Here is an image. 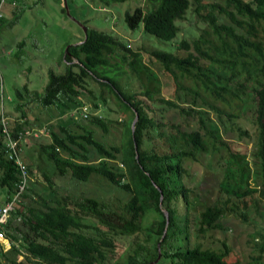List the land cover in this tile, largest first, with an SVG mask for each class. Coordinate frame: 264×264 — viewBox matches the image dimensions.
Masks as SVG:
<instances>
[{
	"label": "trees",
	"instance_id": "obj_1",
	"mask_svg": "<svg viewBox=\"0 0 264 264\" xmlns=\"http://www.w3.org/2000/svg\"><path fill=\"white\" fill-rule=\"evenodd\" d=\"M6 1L12 15L6 25L11 26L20 20L26 7L16 0ZM99 1L108 5L126 0ZM147 4L148 11L137 6L125 12L124 20L131 29L142 23L143 31L157 40H173L180 30L177 22L184 20L188 10L204 25L191 41L180 40L177 48L183 53L159 48L149 52V58L174 78L177 88L192 91L195 98L201 97L203 101L206 94L227 102L242 99L243 95L251 97L253 148L249 149L247 142L242 145L219 140V144L225 151L221 158L229 168L240 165L235 188L228 194L234 195L244 208L248 209L249 201L256 208L251 195L258 193L264 197V0H147ZM138 55L120 38L86 27L83 39L66 49L64 72L49 70L41 92L30 91L25 84L23 96L18 89L19 102L14 108L19 116L10 119L9 125L0 114V190L6 193L4 197L0 193V209L18 192L23 177L19 165L6 153L4 127L17 140L19 133H23L17 142L28 177L31 180L36 166L46 182L45 188L51 191L48 196L35 198L30 193L34 189L28 185L21 192L3 228L11 247L4 250L0 243V264H108L109 260V264H236L233 249L225 239L217 245H204L200 241L191 243L189 238L187 214L192 202L191 189L182 182L188 174L184 160L205 150L203 138L215 136L217 125L199 109H184L161 97L158 104L165 106L157 110L139 94L122 88L117 78L120 67L112 60L117 58L134 71ZM186 79L192 88L183 85ZM89 81L101 87L98 96L88 87ZM105 89L113 95L119 112L131 115L122 123L125 139L119 145L106 143L96 131L105 137L113 122L118 121L88 113L81 97L84 90L95 108L98 101L105 106L108 101ZM141 95L150 99L148 91ZM32 102L54 110L60 117V122L45 128L49 143L37 147L38 156L45 157L51 172L39 167L28 151L22 154L21 142L28 134L26 106ZM84 106L87 107L84 118L90 127L80 124L73 115L69 121L63 119L72 111L82 113ZM165 107L197 117L195 125L187 123L181 127L173 117L164 114ZM135 114L137 120L132 131ZM207 122H211L210 126ZM231 128L250 138L247 129L234 125ZM54 177L85 183L97 178L111 190L93 195L83 192L58 195ZM249 178L254 180V187H250ZM223 189L228 192L224 185ZM227 202L217 197L199 212L194 229L197 239L210 232L226 231ZM162 209L167 211L168 222ZM150 214L151 223L141 225L142 219H149ZM240 216L243 222L247 220L244 213ZM138 231L144 232L143 239L134 240L116 258L118 239ZM247 243L254 252L251 262L264 264V229L251 234Z\"/></svg>",
	"mask_w": 264,
	"mask_h": 264
},
{
	"label": "rangeland",
	"instance_id": "obj_2",
	"mask_svg": "<svg viewBox=\"0 0 264 264\" xmlns=\"http://www.w3.org/2000/svg\"><path fill=\"white\" fill-rule=\"evenodd\" d=\"M7 0L6 2H9ZM18 4L24 5L26 10L20 20L7 26L11 20L10 5L5 4L3 10L4 20L0 22V114L4 115V120L10 124L19 116L14 105L19 102L17 90L20 89L24 96L23 86L27 84L30 91L41 92L48 81V71L55 73L64 72L65 61L63 60L66 49L71 44H76L84 37L83 27L105 31L128 43L133 51H138L139 63L135 64V70H130L125 63L114 58L113 64L120 67L117 71V78L122 88L139 94V96L154 109L160 110L162 104H158L159 98L168 99L177 103L184 109L196 108L204 111V117L210 119L217 125L218 132L215 136H204L205 150L197 151L194 158L184 160L188 174L183 179V183L191 189L189 199L192 202L188 215V225L190 227V242H202L204 245H217L223 239L232 247L233 258L236 264H253L251 256L254 254L252 247L247 240L251 234L264 229V197L258 193L251 196L257 207L249 201L248 209L244 208L236 200L234 195H229L235 188V183L241 173L240 165L229 168L225 163V151L219 144V140L226 142H238L253 148L255 137V124L253 123V105L250 96H242V99L223 101L210 94H206L204 103L201 97H196L184 88H177L174 78L164 73L162 66L149 58V52L155 48L172 50L183 53L177 48L181 39L191 41L204 25L196 21L191 10L186 12V17L178 21L180 30L171 41L157 40L150 34L143 31V24L140 23L135 29L128 27L124 20L126 11H133L140 6L144 11H148L150 6L147 0H126L124 2H111L106 5L99 0H16ZM67 6V9L65 7ZM65 9V10H63ZM77 62L76 60H74ZM187 88H192L191 82L186 79L183 83ZM88 87L98 96L101 87L94 81L88 82ZM196 89V88H194ZM148 91L150 99L141 95ZM199 91V90H198ZM201 93V92H200ZM104 94L108 98L104 106L98 101V106H93V101L86 96L82 90L81 97L88 107V113L100 114L113 121H118L110 126V132L104 137L96 128L97 136L109 144H121L125 139L124 119L131 115L129 112H119L114 97L106 89ZM203 95V94H202ZM195 104H194V102ZM210 105V106H209ZM213 107V108H211ZM167 108V109H166ZM216 108V110H215ZM27 135L22 140V154H31L37 159L38 166L51 172V167L44 156L39 157L37 147L39 144L49 143L50 138L46 130L48 125L60 122V117L52 109H43L36 103H29L26 106ZM167 117H173V121L185 127L187 123L191 126L196 123L197 117L178 113L172 107H165L163 110ZM76 116V120L85 126L90 125L79 112L72 111L64 115L63 119L69 121L70 116ZM62 119V118H61ZM209 121V120H207ZM195 122V123H194ZM211 122L209 124H211ZM212 122V123H213ZM207 122V125H209ZM241 126L249 131V136L239 134L232 127ZM210 126V125H209ZM46 128V129H45ZM46 131H45V130ZM240 135V136H239ZM25 139V140H24ZM155 142L159 143V141ZM120 164L119 160L115 161ZM244 162L241 163V165ZM31 180L27 177V187L34 189L30 192L35 198L48 196L50 189H46V182L40 175L36 166L32 169ZM58 195L65 192L79 194L83 192L87 195L100 193L103 190H111L101 180L94 178L91 182H77L69 177H54ZM250 187H254V180L249 178ZM226 186L228 192L221 190V186ZM232 189V190H231ZM2 192V197L5 192ZM117 196L122 197V194ZM217 197L227 202V220L224 222L226 231L210 232L206 237L197 239L194 229L197 227L199 212L207 204L212 203ZM246 197H249L247 195ZM248 201V200H247ZM183 213V211H181ZM241 213L247 216L246 221H242ZM152 214L149 219H142L141 225L147 226L152 221ZM93 222V219H88ZM143 231L135 232L129 236H123L117 241L116 258L126 252L127 248L134 240H142ZM7 240L4 239V243ZM5 247H7L5 243ZM264 261V257L262 258ZM110 263V260L107 262Z\"/></svg>",
	"mask_w": 264,
	"mask_h": 264
},
{
	"label": "built area",
	"instance_id": "obj_3",
	"mask_svg": "<svg viewBox=\"0 0 264 264\" xmlns=\"http://www.w3.org/2000/svg\"><path fill=\"white\" fill-rule=\"evenodd\" d=\"M5 1L6 0H0V19L3 17V7L5 4ZM12 4H15V1H12ZM86 110H87V107L84 106L82 108V115L84 117L86 116ZM4 124H6L5 121H4ZM7 130L8 129L4 127L3 131L7 135L6 153L10 159H14L15 162L19 165V168L22 172L23 177H22L21 183L19 184L18 192L11 198V200L7 201L0 209V243H1V247H3L4 250H7L11 247L9 240L5 237V233L3 230L4 225L6 224L8 220L9 213L14 208L15 201L19 200V195L21 194V192H23L27 188V181H28L27 180L28 172L26 171L25 165L21 162L19 158L20 148L18 147V142H17L18 140L22 139L23 133H19L18 140H17V139H14L12 136H10ZM25 133L27 134L28 132H25ZM4 239L7 240V242H5L7 247H5Z\"/></svg>",
	"mask_w": 264,
	"mask_h": 264
},
{
	"label": "water",
	"instance_id": "obj_4",
	"mask_svg": "<svg viewBox=\"0 0 264 264\" xmlns=\"http://www.w3.org/2000/svg\"><path fill=\"white\" fill-rule=\"evenodd\" d=\"M65 7H66V9H67L66 4H65ZM83 31H84V32L86 31V28H85V27H83ZM136 120H137V114H135V117H134V119H133V121H132V124H131L132 131L134 130V125H135ZM161 202H162V198H160V203H161ZM162 211H163V213H164L165 216H166V221L168 222L167 211H166L165 209H162ZM158 257H159V256H158ZM153 263H154V262H151V263H148V264H153Z\"/></svg>",
	"mask_w": 264,
	"mask_h": 264
}]
</instances>
